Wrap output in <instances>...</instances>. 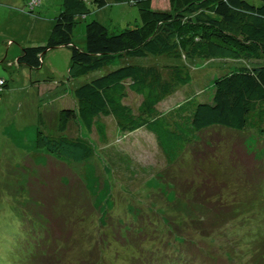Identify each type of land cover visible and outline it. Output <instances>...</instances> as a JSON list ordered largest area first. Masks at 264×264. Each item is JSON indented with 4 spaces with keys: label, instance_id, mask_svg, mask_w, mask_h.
I'll use <instances>...</instances> for the list:
<instances>
[{
    "label": "rangeland",
    "instance_id": "374dc122",
    "mask_svg": "<svg viewBox=\"0 0 264 264\" xmlns=\"http://www.w3.org/2000/svg\"><path fill=\"white\" fill-rule=\"evenodd\" d=\"M88 1L89 11L75 16L78 47L92 19L112 31L140 24L136 5L106 0L97 8ZM62 3L40 0L31 13L24 0H0V78L6 81L0 94V264H264L263 132L205 130L172 165L151 134L121 133L111 117L103 118L106 145L80 123L71 127L73 136L91 144L88 158L67 150L59 159L36 147L39 110L72 104L73 87L106 72L67 82L71 61L65 46L48 50L37 70L16 64L19 45L45 42L26 41L36 31L33 19L52 20ZM230 58L217 50L209 60L137 61L189 66L191 82L158 105L165 112L193 89L209 93L213 70L242 63ZM135 98H129L133 106ZM106 147L115 150V164L107 161ZM124 156L135 174L123 168ZM52 243L58 251L49 255Z\"/></svg>",
    "mask_w": 264,
    "mask_h": 264
},
{
    "label": "trees",
    "instance_id": "16d2710c",
    "mask_svg": "<svg viewBox=\"0 0 264 264\" xmlns=\"http://www.w3.org/2000/svg\"><path fill=\"white\" fill-rule=\"evenodd\" d=\"M113 1L136 5L140 24L112 31L92 19L85 24L84 46L78 47L73 42V27L75 16L89 11L86 0H63L46 41L20 47L16 64L32 70L41 67L48 50L68 47L71 67L67 82L106 69L72 88V104H62L51 113L39 110L34 139L37 148L47 149L51 157L59 159L67 150L80 151L88 158L93 154L91 144L81 136H73L70 129L80 123L87 133L95 131L99 141L106 145V117L115 121L121 133L143 129L151 134L167 165L176 163L188 149L196 147L195 136L205 130L264 133V0L259 5L247 0H161L165 6L157 0ZM88 2L97 8L106 5V0ZM28 9L33 13L34 6ZM217 50L228 52L230 60L242 63L213 70L210 94L193 89L183 101L160 111L161 102L191 82L189 66L137 60H209ZM117 60L121 61L115 64ZM206 76L209 79L208 73ZM5 86L3 79L0 94ZM131 95L136 97L134 106L129 102ZM104 151L109 154L107 161L114 163L115 150L106 147ZM121 159L123 168H130L135 174L129 157ZM68 179L72 184V179ZM54 245L47 250L49 255L58 251Z\"/></svg>",
    "mask_w": 264,
    "mask_h": 264
},
{
    "label": "crops",
    "instance_id": "0c3cea01",
    "mask_svg": "<svg viewBox=\"0 0 264 264\" xmlns=\"http://www.w3.org/2000/svg\"><path fill=\"white\" fill-rule=\"evenodd\" d=\"M25 1V0H24ZM33 22H38V24H33V30H36L35 33H34V37H36V41H32L33 39H35L34 37H29L26 41L27 42H31V43H41L46 41L47 37L49 36L50 32H51V29H52V26H53V22L54 20H43L39 17H36L33 19ZM42 32V33H41ZM41 33V36L39 38H37V35ZM41 39V40H39ZM40 41V42H37V41ZM30 43V44H31ZM22 47L21 45H19V48ZM17 57V56H16Z\"/></svg>",
    "mask_w": 264,
    "mask_h": 264
},
{
    "label": "built area",
    "instance_id": "2783aa9c",
    "mask_svg": "<svg viewBox=\"0 0 264 264\" xmlns=\"http://www.w3.org/2000/svg\"><path fill=\"white\" fill-rule=\"evenodd\" d=\"M40 2V0H27V6L30 7V9L33 8V6L37 5ZM3 84V79H0V86Z\"/></svg>",
    "mask_w": 264,
    "mask_h": 264
}]
</instances>
